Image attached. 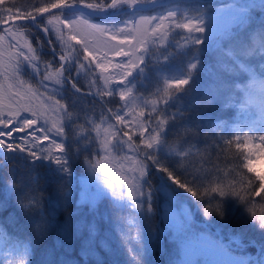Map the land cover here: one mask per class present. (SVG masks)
I'll use <instances>...</instances> for the list:
<instances>
[{
    "label": "snow or ice",
    "instance_id": "6c2138e0",
    "mask_svg": "<svg viewBox=\"0 0 264 264\" xmlns=\"http://www.w3.org/2000/svg\"><path fill=\"white\" fill-rule=\"evenodd\" d=\"M141 2L143 0H30L28 5L19 6L17 0H0V32L3 33L0 40L7 37L9 49H15L9 56L10 64L0 72L2 77L10 71L9 78L15 81L7 85L11 101L8 105L3 104V85H0V168L13 166L8 170L11 177L9 189L17 192L18 206L41 218L35 227L39 235L43 236L42 226L52 223L45 217L44 198L40 196L38 188L17 190L14 179L16 162L25 165H43L47 162L50 171L59 174L61 180L69 183L73 178L72 162L82 156L91 175L111 190L118 202L127 201L141 217H147L153 212L154 190L150 173L155 168L165 173L177 188L189 193L203 209L205 216H216L223 220L228 213L227 204L232 201L242 205L259 228L264 229V211L260 214L254 211L257 206L264 209V175L256 173L255 176H249L248 172L254 171L250 167V156L233 151V145L239 150L247 147L246 142L253 140L261 142L257 147H264V130L255 131L257 127L251 124L231 129L223 122L210 126L214 138L213 147L218 149L214 152L216 159L220 161L224 157L226 161L223 168L219 163L213 164L211 168L202 167L198 171H189L179 163L169 167L168 155L162 152L168 145L169 132L174 131L177 123L184 119L180 109L169 111V102L178 92L190 86L192 76L200 64L198 55L192 58L189 71L184 77L167 78L163 88H157L155 93H151L155 97L151 102L135 89V84L129 79L137 70L144 71L147 56L153 58L151 45L154 42L164 43L167 35L175 29L187 31L186 43L202 44L198 34L205 31L203 19L200 16L184 17L183 22H178L180 15L168 11L159 16L138 14L119 25H109L92 22L84 13L71 18L64 16V9L75 6L93 11L124 6L134 10ZM260 3L264 4V0H260ZM21 7L25 10L21 11ZM239 11L244 14L246 9ZM40 18L44 23L40 24ZM31 22L39 24L45 33L55 34L60 44L58 66L51 61H44L41 69L42 58L38 49L27 43L21 45L16 39L17 36H31ZM81 33L91 39H81ZM97 45L105 50L103 57L99 55V49L90 50ZM160 57L163 60L169 58L167 47L160 52ZM116 58L119 60L113 63ZM73 60L77 65L75 76L81 73L94 74L97 79H103L106 87L96 94L105 104L112 102L106 98L119 97L120 107L115 111L105 107L98 117L99 123L96 122L97 117L86 114L81 124L78 122L81 119L78 112L60 100L53 99V96L39 93V88L46 89L49 83L63 84L66 80L80 92L75 76L67 73L66 66ZM25 64L30 65L36 73H42L37 86V93L42 100L40 105L33 106L31 98L24 104H18L17 98H24L20 92L12 91L13 88L24 86L25 82L19 77L23 74ZM215 87V83L208 84L198 102L211 104L215 101ZM49 112L54 113L56 118H51ZM173 124L175 127L170 130ZM181 126L191 138L203 132L198 124L189 126L181 123ZM259 128L264 129V122ZM217 131L221 133L218 137ZM177 136L183 141V135L177 133ZM217 140L221 143L217 144ZM188 147L195 148L191 140ZM93 152L96 153L95 159L92 158ZM118 152L125 153L120 160L129 165L119 181L109 176L112 170L110 162L114 158L113 154ZM178 155L186 156L187 153L181 149ZM20 183L23 184V181ZM162 190L168 197L176 193L174 188ZM104 194L102 189L98 190L93 200ZM184 215L187 217V210ZM90 233L92 237L95 236L94 226ZM3 244V234L0 233V264H32L30 242L12 245L6 254ZM101 244L106 246L103 241ZM140 246L142 251L145 250V245ZM213 246L222 248L218 242ZM129 251L135 260V250ZM204 251L203 248L185 243L183 258L177 264H197L194 257ZM83 254L88 253L85 251ZM92 254H95L94 249ZM219 264H264V247L255 260L230 257Z\"/></svg>",
    "mask_w": 264,
    "mask_h": 264
},
{
    "label": "trees",
    "instance_id": "16d2710c",
    "mask_svg": "<svg viewBox=\"0 0 264 264\" xmlns=\"http://www.w3.org/2000/svg\"><path fill=\"white\" fill-rule=\"evenodd\" d=\"M149 1L143 0L145 3ZM29 3L30 0H17L19 6ZM240 9H246V12L241 14ZM20 10L24 11L25 9L21 7ZM168 11H175L180 15L178 22H183L184 17L200 16L203 19L205 31L198 35L203 43L200 45L188 44L185 40L187 31L175 29L167 35L164 43L154 42L151 45L154 52L153 58L151 55L147 56L143 66L144 71L139 70L130 80L135 84V89L139 93H143L145 99L151 102L155 99L151 93H155L157 88H163L167 78L184 77L189 71L188 66L192 62V58L198 55L200 64L192 76L190 86L186 90L178 92L177 96L169 102V111L175 112L180 109L184 114V119L177 123L174 131L169 132L168 145L178 153L182 149L187 155L169 154L163 149L162 152L164 155H168L169 167L179 163L182 167H187L189 171H198L202 167L211 168L213 164L219 163V166L223 168L226 161L224 157H221L220 161L216 159L214 152L218 149L213 147L214 138L210 126L219 125L222 122L229 129L246 125L248 116L260 115V111L264 110V100L260 98L261 92H264L262 91L264 90V41L257 40L259 36H264V4H261L260 0H170L149 9L133 10L124 6L118 9H109L107 16L88 18L103 24L119 25L134 15L156 14L159 16ZM77 14L78 12L69 9L64 10L65 18H71ZM39 22L40 24L44 23L42 18ZM29 27L33 29L31 36H20V44H31L38 49L42 58L41 69L44 67V61H51L58 66L60 44L55 34L45 33L36 22L30 23ZM7 47L9 49V46ZM165 47H167L169 55L167 60L160 57V52ZM9 51L12 55L15 49H9ZM9 64V58H5L0 64V72H3ZM66 67L68 75L75 76L76 61L73 60ZM10 76L11 72L9 71L0 77V85H3L5 95H8L7 85L15 83L9 78ZM41 76L42 73H36L30 65L25 64L23 74L19 77L25 82L24 86L23 88H13L12 91L20 92V96L26 100L31 98L33 106L42 103L39 93L53 96V99L60 100L61 103L78 112L81 117L78 122L81 124L84 123L86 114L97 117L96 122L99 123L98 117L105 107L112 108L114 111L120 107L118 96L106 98L112 101L107 104L98 100L101 97L96 93L104 88L101 79H97L94 74L81 73L75 76L77 87L81 89L80 92L73 88L70 81L66 80L63 84L49 83L46 89L39 88V93H37ZM210 83L216 85L214 93L217 99L211 104H201L198 101L205 94L207 85ZM87 92H92L94 95ZM161 94L163 95V93ZM20 102L22 101L20 100ZM49 116L53 119L56 118L52 112H49ZM181 123L189 126L198 124L203 132L195 138H191ZM261 123V121H257L253 125L257 127L255 131L264 130L259 128ZM171 127H175V125H171L170 130ZM177 133L184 136L183 141L177 136ZM224 134L226 135V133ZM219 135L221 133L217 131V137ZM189 140L195 145L194 149H189ZM216 143L221 142L217 140ZM246 144L247 147L239 150L233 145V151L237 154L243 152L244 155L250 156V167L254 171L248 172V175L255 176L258 171L251 165V160L263 158L264 147H257L261 144L259 140L246 142ZM124 154V152L113 154L111 169L116 174H124L125 172L122 170L129 166L120 160ZM128 154L131 155L130 152ZM12 167V165H8L7 168H0V233L3 234V250L6 254L12 245L30 242L32 264H137V261L139 264H169L172 258H178L185 243L205 249L204 252L194 257L197 264H211L210 252L215 251L216 248L213 245L216 242L222 245L225 252L235 257L249 258L251 256L252 260L256 259L260 254L259 251L264 247V229L259 228L257 222L250 218L249 213L242 205L229 201L227 204L228 213L223 220L216 216H205L203 209L198 206L195 218L206 225L197 224L190 215L191 209L197 205L195 199L183 189L173 185L165 173L160 170L158 173L153 168L150 173L154 190L153 212L149 213L142 221L148 222L147 225L151 231L150 241H153V244H150L154 247V252L150 254L148 260L143 255L141 248L138 247L134 260L129 249L125 248L123 251L128 256L125 255L122 259L120 245L114 243L112 236L119 239L121 245L126 247V242L132 238L135 226L134 224L130 225L129 231L125 230L122 236L113 219L117 218L116 212L107 209L108 215L104 216V212L101 210L102 197L96 203L91 202L90 199L93 195L90 189L92 187L87 181L89 169L83 162L82 156L72 162L73 178L69 183L61 180L59 174L50 171L47 162L43 165H25L23 162H16L14 179L17 190L38 188L40 196L44 198L45 217L52 221V223L42 226L44 234L40 236L35 226L41 218L21 209L17 204V192L9 189L11 177L8 170ZM21 181L23 184L20 183ZM159 186H164L166 190L174 188L176 193H172L171 197H168L164 190L159 191ZM56 193L71 200L64 208L52 215L49 211L53 209L51 202ZM63 198L59 197L60 200ZM123 205L127 209L135 210L127 201ZM80 207L85 209L87 214H94L98 219L99 232L96 241L88 243L87 239H84L87 234L86 229H83L82 235H77L73 228L69 235H64L61 232V225L68 218L69 213ZM185 210L188 213L187 217L184 215ZM135 211L134 214L140 216L137 210ZM254 211L260 214L264 209L257 206ZM216 229L220 232L221 239H219ZM102 238L104 244L108 245L107 247L102 246ZM224 240L228 241L223 242ZM110 243L114 244L110 245ZM93 249L95 254H89ZM85 251H87V255L83 254Z\"/></svg>",
    "mask_w": 264,
    "mask_h": 264
},
{
    "label": "rangeland",
    "instance_id": "374dc122",
    "mask_svg": "<svg viewBox=\"0 0 264 264\" xmlns=\"http://www.w3.org/2000/svg\"><path fill=\"white\" fill-rule=\"evenodd\" d=\"M141 3L144 4L145 2H141ZM157 5H155V6H157ZM155 6H153V7H155ZM73 12H76V11H73ZM143 15H148V14H143ZM152 15H156V14H152ZM156 16H158V15H156ZM127 19H125V20H127ZM91 21L95 22V23L103 24L101 22H97V21H93V20H91ZM0 36H3V33H1ZM80 37L82 39H85V38L91 39L90 37H86L83 33H81ZM258 38H257V40L259 42H261V40L264 41V36L263 37L259 36ZM16 39L20 41V36H17ZM7 46H9V42L7 40V37H4L2 40H0V64L3 62V60L5 58H9V56H11L10 51H9ZM97 49H99V55L101 57H103L105 50L102 48L101 45H97L95 48H90V50H92V51H96ZM109 55L111 56V53H109ZM117 60H119V58H116V60H114L113 63L117 62ZM138 72H139V70L134 72L132 77L134 75H136V73H138ZM132 77H130V78H132ZM101 84H102L103 88L106 87L103 79H101ZM262 91H264V90H262ZM3 93L4 92L2 90L3 101H5L4 105L10 104L11 101L9 100L8 95H5V93L4 94ZM24 97H26V96H24ZM260 98H261V100H264V92H261ZM19 99L20 98H17L18 104H24L27 101L26 99H23V100L20 99L22 101V102H20ZM16 106L17 105H13V107H16ZM5 111H7V108H5ZM246 121H248V124H251L252 126L257 121L264 122V110L260 111V115L256 114L254 116L252 114V116H248ZM93 135H96V133H93ZM164 150H165V152H167L169 154L178 155V152L174 148H172V146H170V145L165 146ZM92 158L93 159L96 158L95 152H93ZM110 163H111V168H112V161ZM251 165L258 171V173L264 174V157L263 158L259 157L258 159H252ZM126 169L122 170V171L125 172ZM124 174H122V173L116 174V173H114L113 170H111L109 172V176L111 178L116 179L117 181H119V178H121ZM88 176L89 177L87 178V181L89 182L90 186L92 187L90 190H91L92 195H93L90 199L91 202L96 203L98 201V199L100 197H102L103 205L101 207V210H103L104 216L107 217V215H108L107 209L112 210V211L114 210L116 212L117 218L114 217L113 219H114L115 225L117 227V230L122 234V236L124 235L125 230L129 231L128 228L130 225L134 224V226H135L133 228L132 238L126 242V247L121 245V241L119 239H116L115 237L112 236L114 243H117L120 245L119 246V250H121L120 257H122V259H124V256L127 255L123 251L125 248H128L129 250L134 249L136 251L137 249H139L138 247L141 248L140 245L143 244V245H145V250H143V255H145L149 260L150 254L154 252V250H153L154 247L150 244V243L153 244V241L152 242L150 241L151 240V238H150L151 237V231H150L149 226L147 225L148 222L142 221L146 217L138 216V215L134 214V213H136L135 210H130V209L125 208L123 204L126 201H119L118 202L116 200V198L112 196L111 190L107 189L106 186H104L103 183L99 179L92 176L90 171L88 172ZM100 189H102L105 194L98 197V198H95V200H93L95 193ZM162 189H166V188L164 186H159V191H162ZM83 192H84V190H83ZM58 196L60 198H63L62 194L56 193L55 198L51 202L53 205V209H51V211H49L50 214H52V215H55L56 211H58L59 209L64 208L67 205V203L70 202V200H71L68 198H63V200H60ZM80 201L82 202V199H80ZM195 206H196V208H195ZM195 206L190 211V215L192 217H193V210H194V217H195L196 212L198 210V205H195ZM233 212H234V209L232 210V213ZM128 218H130V219H128ZM97 220L98 219H97V217L94 216V214L89 215V214H87L85 209L80 207V208H78L74 211H71L69 213L68 218L65 221H63V224L61 225V227H62L61 232L64 233V235H67V234L69 235L72 232L71 228H73L77 235H82L83 229H86L87 234L84 237V239H87L88 243L93 242V241H96V239H97L96 236L99 232V225L97 223ZM84 226H85V228H84ZM93 226L95 227V232H96L94 237H92L91 233H90V229ZM138 233H139V235H138ZM155 234L157 235V232H155ZM101 241H104V239L102 238ZM114 243H112V244L110 243V245H113ZM107 246L108 245H106V247ZM89 254H92V250L89 252ZM228 254L229 253L225 252V250H223V248H216L215 251L210 252V255L212 256L211 264H219L220 261H225V260H228L230 257H235L231 254H229V255ZM183 255H184V247L180 250L178 258H176V259L172 258L170 260L169 264H177V262L183 258Z\"/></svg>",
    "mask_w": 264,
    "mask_h": 264
},
{
    "label": "water",
    "instance_id": "95a60500",
    "mask_svg": "<svg viewBox=\"0 0 264 264\" xmlns=\"http://www.w3.org/2000/svg\"><path fill=\"white\" fill-rule=\"evenodd\" d=\"M168 1H170V0H166V1L150 0L147 3L139 4L135 9H149V8H151V7H153V6L157 5V4H161V3H164V2H168ZM66 9H69L71 11H76V12H79V13H84L87 17H96V16H107V15H109V13H108L109 9L106 10V11H93V10H88V9L81 8V7H78V6L70 7V8H66ZM66 9H64V10H66ZM83 92H85V91H83ZM87 93L94 95L92 92H87ZM98 100L101 103H103V101L100 98H98ZM156 170L159 173L158 169H156ZM170 182H172V181H170ZM195 208H196V206H195ZM193 218H194L196 223L201 224V225H206L205 223L196 220V218L194 217V210H193ZM216 231L218 232L219 239H221L220 238V232L217 229H216ZM226 241H228V240H224L223 242H226ZM257 249H259L258 246H257Z\"/></svg>",
    "mask_w": 264,
    "mask_h": 264
},
{
    "label": "bare ground",
    "instance_id": "6f19581e",
    "mask_svg": "<svg viewBox=\"0 0 264 264\" xmlns=\"http://www.w3.org/2000/svg\"><path fill=\"white\" fill-rule=\"evenodd\" d=\"M34 185V184H33ZM35 186H36V184H35ZM36 188V187H35Z\"/></svg>",
    "mask_w": 264,
    "mask_h": 264
}]
</instances>
